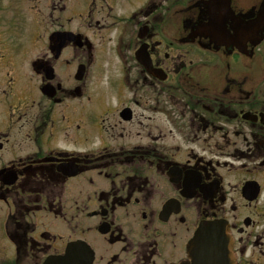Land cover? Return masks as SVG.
<instances>
[{
  "label": "flooded vegetation",
  "instance_id": "obj_1",
  "mask_svg": "<svg viewBox=\"0 0 264 264\" xmlns=\"http://www.w3.org/2000/svg\"><path fill=\"white\" fill-rule=\"evenodd\" d=\"M202 222L264 264V0H0V264H183Z\"/></svg>",
  "mask_w": 264,
  "mask_h": 264
},
{
  "label": "water",
  "instance_id": "obj_2",
  "mask_svg": "<svg viewBox=\"0 0 264 264\" xmlns=\"http://www.w3.org/2000/svg\"><path fill=\"white\" fill-rule=\"evenodd\" d=\"M227 247L228 239L222 226L215 223L200 224L187 246L192 258L189 264H231ZM86 248L81 242L69 244L65 254L67 259L63 256L56 264H91Z\"/></svg>",
  "mask_w": 264,
  "mask_h": 264
},
{
  "label": "rangeland",
  "instance_id": "obj_3",
  "mask_svg": "<svg viewBox=\"0 0 264 264\" xmlns=\"http://www.w3.org/2000/svg\"><path fill=\"white\" fill-rule=\"evenodd\" d=\"M257 70H258L257 64H254L251 67H249V71H251L254 75L257 74ZM107 76H108L107 73L102 75V77H101V85L102 86H105V81H106ZM109 76H110V78H112V75H109Z\"/></svg>",
  "mask_w": 264,
  "mask_h": 264
}]
</instances>
